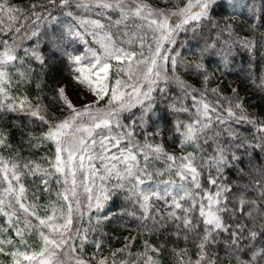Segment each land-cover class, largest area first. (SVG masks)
I'll list each match as a JSON object with an SVG mask.
<instances>
[{
  "label": "snow or ice",
  "instance_id": "6c2138e0",
  "mask_svg": "<svg viewBox=\"0 0 264 264\" xmlns=\"http://www.w3.org/2000/svg\"><path fill=\"white\" fill-rule=\"evenodd\" d=\"M168 2L28 0L22 6L0 0V120L12 113L39 122L40 135L28 131L27 143L54 148L40 157L43 163L19 153L5 157L11 133L0 126V216L20 244H27L31 229L42 241L38 250L18 247L0 226V254L11 264H117L121 254L128 259L120 264H162L165 252L173 264H264V116L249 108L239 88L225 95L220 83L211 86L214 58L228 68L240 49L250 65L261 55L254 41L229 39L235 26L220 22L235 19L229 7L234 13L244 5L176 0L168 8ZM248 11L264 23V7L258 14L248 5ZM180 33L185 39L214 34L216 40L191 45L193 59L178 61ZM79 43L83 53L75 50ZM54 62L67 63L71 81L85 92L78 107L67 83L52 88L62 117L50 115L43 103L44 78ZM33 82L40 90L35 100L14 93V86L18 91ZM250 82L264 93V75ZM26 177L33 184L38 178L44 192L53 180L58 185L43 217L29 199ZM118 201L119 215L135 221L138 231L157 239L174 236L186 246L145 240L143 250L133 253L136 238L126 237L111 257L85 259L84 244L94 230L84 226L85 216L89 225L93 211L97 224L109 220V213H99ZM91 243L103 250L99 239Z\"/></svg>",
  "mask_w": 264,
  "mask_h": 264
},
{
  "label": "trees",
  "instance_id": "16d2710c",
  "mask_svg": "<svg viewBox=\"0 0 264 264\" xmlns=\"http://www.w3.org/2000/svg\"><path fill=\"white\" fill-rule=\"evenodd\" d=\"M17 2L23 6L28 3V0H17ZM153 2H158V0H153ZM175 2L176 0H169L166 7L173 8ZM237 2L244 5V7L237 8L234 13L231 7L227 9L228 14L230 16L234 15L235 19H225L223 17L220 18L222 25L233 24L235 26L236 35L231 38L225 35V38L235 40L237 37H240L252 40L256 43L257 50L261 53V55L258 56L255 61H253L252 65H250L248 54L240 49L234 55L232 64L228 68H224L223 65H219L218 67V58H214L215 62L211 63L210 67L215 73L213 78L215 83H212L211 86L215 87L216 83H220L225 95L230 94L233 88H239L241 96L246 97L250 101L249 108L258 112L261 116H264V93H261L258 89L254 88L250 82L251 78L264 75V23H261L258 20H253L248 11V5H254L257 13L259 14L262 7H264V3H262V0H238ZM55 14L60 17L61 20L67 19L58 9L55 11ZM252 23H255L257 27H252ZM54 26L56 25L49 26L48 31L51 32V29ZM61 30L63 29L61 28ZM205 32L207 33L208 30L205 29ZM209 38L216 40V36L214 34L205 35L203 37L196 36V38L193 39L192 34L189 33L187 39H185V34L180 33L177 39L176 47L174 49L180 53V56L177 57V60L179 61L181 58L184 60L193 59V48L191 45L199 43L200 46L203 47L204 42ZM86 39L89 40L90 46L92 48L95 49L98 47L96 44L91 43L92 38L90 36L86 37ZM181 42H183L184 45L182 47ZM221 46L222 40H217V47L219 48ZM84 48L85 45L83 43L75 45V50L78 53H83ZM194 50L197 54H199V48ZM36 70L39 71L38 68ZM70 77L71 72L67 63L54 62V67L52 68L49 76L44 78L45 86L43 88V95L45 99L43 100V103L50 105V115L55 114L57 117H62L66 114L61 112V105L52 99V88L58 83H67L69 85L67 93H69L74 98L80 93L82 88L74 81H71ZM13 91L16 94L27 95L31 100H35L40 94V90L35 87V82L20 87L18 91L14 86ZM100 103L103 105L104 101H101ZM38 123L39 122L32 124L29 122V118L27 116H17L16 114L12 113L7 114L5 119L0 120V126L4 127L6 131L11 133L10 142L12 147L2 150L3 155L5 157L11 156L12 158H16L17 153H19V156L22 158L39 160L40 163H43V161L40 160L41 156H51L54 152V148L51 145L41 146L40 148H30L29 144L27 143L28 131L34 132L36 135H40ZM22 130L24 132L23 136L21 134ZM25 184L29 189V199L39 205L38 215L41 217L45 216L46 212L49 210L51 202L56 200L55 191L58 189V185H56L53 180L51 182L50 192H44L42 191L44 186L39 183L38 178L36 179V183L33 184V178L26 177ZM119 203L120 202L118 201L116 205H112L111 203L106 205L104 211L100 212L99 215L103 216L105 212H107L111 216V219L101 220L99 224H97L95 219L97 216L95 211L91 213L93 217L91 225L88 223V217L85 216L83 221L84 226L94 229L89 236L90 242L84 244L83 256L85 259H89L93 255L98 257H111L112 252L122 248L127 242L125 239L126 237L136 238L131 248L133 253L143 250V243L145 240H150L152 243L157 245L165 244L168 248L186 246L182 239L177 240L174 236H168L165 234V236L157 239L155 235L138 231L135 226L136 222L130 217L123 216L121 218L118 208ZM129 224L133 226L128 227L127 225ZM0 226L4 228L8 227V231L5 233L7 236L12 237L14 243L20 245L22 248L29 247L30 250H38L42 243L37 229H31L25 234V240L27 241V244L24 245L20 244L19 237H17L12 228L9 227L6 217L0 216ZM20 226L22 227L23 225L21 224ZM96 239L102 241V244L104 245L101 252H97L94 244L91 243L92 240ZM187 246L190 247L192 253L195 252L194 244H189ZM122 259H128V256L126 254H121L118 256L117 264H120V260ZM161 260L162 264H173L171 254L169 252L163 253ZM0 264H11L10 257L0 254ZM109 264H111V260L109 261Z\"/></svg>",
  "mask_w": 264,
  "mask_h": 264
},
{
  "label": "rangeland",
  "instance_id": "374dc122",
  "mask_svg": "<svg viewBox=\"0 0 264 264\" xmlns=\"http://www.w3.org/2000/svg\"><path fill=\"white\" fill-rule=\"evenodd\" d=\"M238 1V0H237ZM68 95H69V98L74 102V103H76L77 104V106L79 107L80 105H82L85 101H82V100H80L79 99V97L80 96H82V95H85V92L83 91V89H81L80 90V93L74 98L73 96H71L69 93H68ZM88 96H89V99H91V95L90 94H87ZM107 99V98H106ZM8 226V225H7ZM4 228V227H3ZM8 227H6V229H7ZM3 235H5V236H7V234L6 233H3ZM16 246H18V247H21L20 245H18V244H15ZM8 248H11L12 246H7ZM22 248V247H21ZM10 257V256H9ZM10 260H11V257H10Z\"/></svg>",
  "mask_w": 264,
  "mask_h": 264
}]
</instances>
